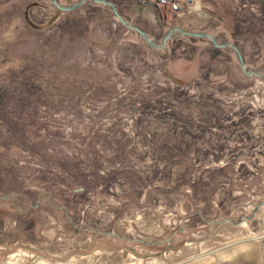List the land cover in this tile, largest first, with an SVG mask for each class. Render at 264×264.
<instances>
[{
	"label": "rangeland",
	"instance_id": "374dc122",
	"mask_svg": "<svg viewBox=\"0 0 264 264\" xmlns=\"http://www.w3.org/2000/svg\"><path fill=\"white\" fill-rule=\"evenodd\" d=\"M29 2L0 0V264H264V205L239 221L264 202V78L91 1L32 30ZM205 6L264 72V0ZM184 54L211 74L177 84Z\"/></svg>",
	"mask_w": 264,
	"mask_h": 264
},
{
	"label": "crops",
	"instance_id": "0c3cea01",
	"mask_svg": "<svg viewBox=\"0 0 264 264\" xmlns=\"http://www.w3.org/2000/svg\"><path fill=\"white\" fill-rule=\"evenodd\" d=\"M58 1L62 4L63 1L65 2L68 0ZM77 1L78 0H73L72 2L75 3ZM89 1L93 2L92 0H87L79 8L64 13H74L78 9H81ZM110 1L116 4L118 10H121L118 2H127L131 9V15H140L148 23H150L148 29H143V27L139 26L150 36H152L151 32L155 34L157 33V28L152 23L153 20H155L157 24L159 23V26L161 25L163 27L162 31H165L167 29L169 30L172 27H180L188 31L205 32L211 34L216 40L218 38H221V36L226 33V30L222 29L223 27H221L220 25L221 21H219V18L215 17L212 23V17L207 11L208 7L205 6V4H207L210 0H192V2L187 6V8H185L182 12L172 11L170 9V3L168 0ZM178 1L182 2L183 0ZM51 5L52 4L50 0H30L28 4L20 6V15L22 16L23 20H25L24 25L32 30H42L50 27V25H52L54 21L59 19L61 15H64V13L59 12L58 9L54 8V6L52 7ZM0 30H3V25L0 26ZM191 41V38L187 37V40H184V46L191 44ZM193 56L194 54H184L183 58L174 61V67H182V69H179V72L177 71L175 75V80H177V84H183L185 82L189 83L191 81L199 79L202 74H211L210 72H206V70H202L200 64L198 65ZM210 77L212 76H209L208 78Z\"/></svg>",
	"mask_w": 264,
	"mask_h": 264
},
{
	"label": "water",
	"instance_id": "95a60500",
	"mask_svg": "<svg viewBox=\"0 0 264 264\" xmlns=\"http://www.w3.org/2000/svg\"><path fill=\"white\" fill-rule=\"evenodd\" d=\"M87 0H78L77 2L73 4L64 5L58 2V0H50L51 4L57 8L60 12H69L72 10H75L82 6ZM95 3H99L105 6H108L111 10V13L114 15V17L124 26H126L128 29L133 30L135 33H137L142 40L145 42L146 46L152 49H163L165 47L166 42L170 41L173 37L180 35L183 37H190V38H203L210 42V44L214 47L218 48H230L234 51L236 54L238 64L242 72L248 76H258L261 78H264V72H262L259 69H250L247 67L244 57L242 56L240 50L238 47L230 42H218L211 34L205 33V32H193L188 31L185 29H182L180 27H172L168 31H166L162 39L159 43L155 42L153 38L150 37V35L141 29L136 24L132 23L130 20L125 18L117 9L114 2L110 0H92ZM264 205V202H259L253 209L252 212L248 215L243 217L241 220H249L253 217L254 212L258 209L259 206ZM230 222L235 223L233 220H230Z\"/></svg>",
	"mask_w": 264,
	"mask_h": 264
},
{
	"label": "built area",
	"instance_id": "2783aa9c",
	"mask_svg": "<svg viewBox=\"0 0 264 264\" xmlns=\"http://www.w3.org/2000/svg\"><path fill=\"white\" fill-rule=\"evenodd\" d=\"M170 3V9L175 12H182L192 2V0H168Z\"/></svg>",
	"mask_w": 264,
	"mask_h": 264
},
{
	"label": "bare ground",
	"instance_id": "6f19581e",
	"mask_svg": "<svg viewBox=\"0 0 264 264\" xmlns=\"http://www.w3.org/2000/svg\"><path fill=\"white\" fill-rule=\"evenodd\" d=\"M242 221V220H241ZM245 223V221H242V223L241 224H244ZM20 256V255H19ZM25 258H26V256H25ZM23 259V258H22ZM18 262H19V260L16 258V254H11L10 256H9V261H8V263L9 264H18ZM37 262V264L38 263H41L42 262V260L41 259H39L38 261H36ZM163 263V262H162Z\"/></svg>",
	"mask_w": 264,
	"mask_h": 264
}]
</instances>
